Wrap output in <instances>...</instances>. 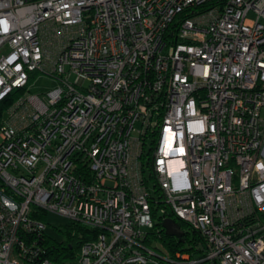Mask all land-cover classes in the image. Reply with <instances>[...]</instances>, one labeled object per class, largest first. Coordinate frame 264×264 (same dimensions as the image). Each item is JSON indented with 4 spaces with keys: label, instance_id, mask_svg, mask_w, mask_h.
Instances as JSON below:
<instances>
[{
    "label": "built area",
    "instance_id": "built-area-1",
    "mask_svg": "<svg viewBox=\"0 0 264 264\" xmlns=\"http://www.w3.org/2000/svg\"><path fill=\"white\" fill-rule=\"evenodd\" d=\"M14 90L0 264H264V0H0ZM47 212L95 236L51 261Z\"/></svg>",
    "mask_w": 264,
    "mask_h": 264
},
{
    "label": "trees",
    "instance_id": "trees-1",
    "mask_svg": "<svg viewBox=\"0 0 264 264\" xmlns=\"http://www.w3.org/2000/svg\"><path fill=\"white\" fill-rule=\"evenodd\" d=\"M19 90L12 91L4 99L0 100V116L3 111L8 107V105L14 100ZM183 227L185 225L181 223ZM156 226L160 227V218L156 222ZM63 235L62 240H58L48 231L46 232L45 239V257L54 262H60L65 258L71 257L76 254L77 250L80 248L81 244L86 240H89L95 236L96 231L90 229L78 222L67 221L63 224V229H61ZM197 240V236H193ZM161 239L169 246L172 243L173 248H183L186 244L178 242L174 237L165 234L164 230L161 229ZM172 249V250H174Z\"/></svg>",
    "mask_w": 264,
    "mask_h": 264
},
{
    "label": "rangeland",
    "instance_id": "rangeland-1",
    "mask_svg": "<svg viewBox=\"0 0 264 264\" xmlns=\"http://www.w3.org/2000/svg\"><path fill=\"white\" fill-rule=\"evenodd\" d=\"M55 84L56 82L54 80L50 78L42 77L39 78L33 85H31V90L33 92H42L44 89H48ZM44 216H45V222H47L48 225L47 231L56 238H58V240H62L63 235L61 233V229H63V224L68 221L67 218L52 212H47ZM152 241L155 246L161 249H165V247H167L169 250L174 249L173 248L174 245L172 243H170L171 245L168 246L161 238H156V237L154 238L152 236Z\"/></svg>",
    "mask_w": 264,
    "mask_h": 264
},
{
    "label": "water",
    "instance_id": "water-1",
    "mask_svg": "<svg viewBox=\"0 0 264 264\" xmlns=\"http://www.w3.org/2000/svg\"><path fill=\"white\" fill-rule=\"evenodd\" d=\"M161 225L166 235L176 237L183 241V230L175 219L171 217L164 218L161 222Z\"/></svg>",
    "mask_w": 264,
    "mask_h": 264
}]
</instances>
